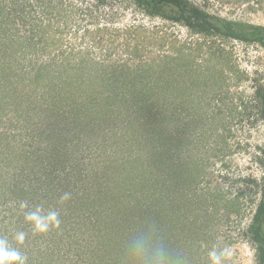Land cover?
<instances>
[{
    "label": "rangeland",
    "instance_id": "1",
    "mask_svg": "<svg viewBox=\"0 0 264 264\" xmlns=\"http://www.w3.org/2000/svg\"><path fill=\"white\" fill-rule=\"evenodd\" d=\"M30 1L34 7L31 13L33 20L46 19L41 14L44 6ZM51 1L58 13L54 9L50 25L63 29V47L67 51L72 48L80 50L85 57L90 52L95 59L104 60V65L110 67L123 63L131 67L133 61L128 60L129 51L124 45L126 36L121 32L134 25L144 29L147 35L159 31V35L173 36L177 40V48L181 47L183 51V59L194 60L192 67L189 64L187 68L195 71L194 76L193 73L191 75L193 78L187 81L188 70L186 78L183 73L173 78L183 88L181 91L184 90L181 100H176V121L169 125L176 126L183 141L182 149L178 150L180 156L175 160L181 163L174 174L178 182L177 193L173 195L172 188L161 182L165 174L158 176L152 168V160L132 142L119 146L114 144L110 130L106 134L109 144L105 148L102 132H98V136H86L83 122L76 127L75 122L66 120V114L60 113L61 108H55L59 100L54 96V89L52 91L44 81L38 82L34 90L35 85H27L26 81L22 85L19 82L12 84V76H15L12 72L18 68L0 57V134L7 133L6 139L10 140L17 155L29 156L28 160L21 159L26 165L25 175H29L31 167L36 168L44 157V170L28 177L32 179L33 189H39L37 194L42 191L56 194L73 191L70 207H67L68 203L63 205L61 227L46 235H33L17 212L13 195L9 196L7 189L13 183L2 185L0 237L7 238L12 246L19 248L28 257V264H100L102 259L85 252L89 244L96 242L94 227L99 222L104 225L103 216L111 217L109 222L119 225H126L128 218V226L131 227L135 218L143 217L145 210L155 206L165 209L161 223L168 229L174 243L188 251L192 264H208L207 251L213 244L229 249L225 264H258L256 245L248 228L256 205L264 201V158L261 154L264 125L257 114L258 101L253 97L255 88L264 84V50L257 45L216 40L215 45L222 43L220 46L224 53L223 58L218 59L205 47L197 51L198 44L203 43L201 35L191 33L180 23L146 16L129 0H109L105 6L96 7L98 10L93 8L92 17L85 16L83 0ZM86 1L93 5V0ZM187 1L224 20L264 26V0ZM56 3L60 4L56 6ZM4 9L11 12V0H4ZM95 28L105 29L102 31L104 40L113 43L95 46L91 36L83 38L85 31H94ZM28 29L29 24L19 26L21 34H28ZM118 31H121L120 35H117ZM94 39L99 41L98 36ZM0 40V43L5 41L2 32ZM166 49L165 45L163 52ZM149 50L143 59H155L159 55L155 48L149 47ZM163 52L160 54H168L167 50ZM105 53H110L111 58L106 60L103 57ZM171 55L176 54L172 52ZM5 73L10 75L9 78ZM68 79L67 76L65 79L62 77L61 81L66 85H59L68 87ZM191 81L194 85L187 90V83ZM43 83L46 87H42ZM64 98L63 104H68L66 96ZM20 100L23 101L22 108L18 106ZM167 105V101H162L154 113H163L160 109L170 106ZM4 106L6 109L1 111ZM47 106L52 115L58 114L59 117L54 118L48 110H42ZM15 110L20 112L19 119ZM129 115H120V118L134 119V115ZM47 117L49 121H45ZM143 121L144 118H140L131 129L136 130ZM114 123H117L114 127L119 125L118 120ZM120 127H117L118 132L115 130L118 134L124 133ZM187 142L189 147H186ZM54 145L59 146L64 157L53 156ZM63 146L67 149L66 154ZM54 159L58 162L54 165L56 168L51 163ZM6 171L7 168L3 167L0 175ZM157 176L160 180L155 188L154 178ZM170 201H174L173 211H167L172 205ZM55 202L49 199V203ZM117 207L118 210H114ZM98 216L100 221L96 220ZM176 217L178 219L175 220ZM261 227L264 233V222ZM21 228L29 231V237L18 244L13 236ZM115 234L118 237L121 231ZM74 243H79L76 248L84 256L77 257L75 251L66 252V247L74 246ZM89 256H92L91 260ZM121 262L125 264V259Z\"/></svg>",
    "mask_w": 264,
    "mask_h": 264
},
{
    "label": "trees",
    "instance_id": "2",
    "mask_svg": "<svg viewBox=\"0 0 264 264\" xmlns=\"http://www.w3.org/2000/svg\"><path fill=\"white\" fill-rule=\"evenodd\" d=\"M34 1L37 5L44 6L41 14L47 17L46 19L35 18L33 20L31 13L34 12V7L31 5L32 1L30 0H11L12 10L10 13H7L4 9V0H0V33H3L5 39L3 43H0V57L4 61L7 60L8 64H15L18 68V71L12 72L17 79L15 81L12 76V84L19 82L22 85L26 81L27 85H35L32 88L34 90L39 85L38 82L44 81L52 91L54 89V96L59 100V102H56L57 106L55 108H61L60 113H62L61 115L66 114V117H64L66 120H70L71 123L75 122L76 127L83 122L86 128L83 131L86 136H98L97 133L102 132V135H100L103 144H106L104 145L105 148L109 144L106 142L108 140L106 134L110 130L112 131V135H114L112 136L113 141H111L114 144L119 146L125 142H132L134 147L139 148L140 152H145L149 160H152V168L156 170L154 172L158 176L162 177L165 174L161 182H165L167 188H172L173 195H175L177 193L178 182L174 174L177 173L176 168L181 164L179 162L176 163L175 160L180 156L178 155V150L182 149L183 141L176 126L169 125L176 121L174 115L177 110L176 100H181V97L184 95V90L181 91L183 88L181 89L177 84L175 76L177 77L179 74L182 76L183 73V76L186 78L188 71H190L187 81L193 78L191 75L193 73L194 76L195 71L187 68L189 64L192 67L194 60L185 58L188 60L186 62L183 59V51L181 47L177 48V40L173 36L159 35V31H153L147 35L144 29L140 30L133 25L124 28L125 31L123 32H117V35H120L121 32L126 36L124 45L127 48L126 51H129L128 60L131 59L133 61V66L128 67L126 63L111 67L110 65H104V60L95 59L90 52H87L85 57L84 52L80 50L76 51L72 48L67 51V48L63 47V29H56L53 25H50L53 11L57 10L54 8V4L50 3L52 2L51 0ZM108 2L109 0H93L92 5L83 0V4H85V16L92 17L93 8L99 9ZM129 2H132L146 16L160 17L175 24L180 23L191 33L201 35L203 43L198 44L197 51L200 52L201 48L205 47L207 52H210L212 56H217L218 59L223 58L224 53L220 46L222 43L215 45L216 40L223 43L230 40L246 45H257L264 50V26L221 19L192 5L187 0H129ZM59 4L56 3L55 5L58 6ZM26 24H29L28 34H21L19 26L22 27ZM103 30L95 28L94 31H85L83 38L91 36L95 46H98V44L110 46L113 42L104 40ZM97 36L99 37V41L94 39ZM165 45L167 46L166 50L168 54L161 55L160 53L164 51ZM149 47L151 49L155 48L158 51L159 55L155 59H143L144 56L150 53ZM172 52L176 55L172 56ZM89 56L92 57L90 58ZM103 57L108 60L111 58V54L105 53ZM22 70L24 71L22 72ZM16 72L22 77H19ZM5 76L9 78L8 76L10 75L5 73ZM29 76H31V80L28 79ZM65 76L69 77L68 87L59 85H66L61 81L62 77L65 79ZM188 83L187 90L191 89L194 85L193 81ZM43 84L42 87H46ZM64 96L68 99V104H63L64 100H66ZM253 97L254 100L258 101L257 114L264 125V84L258 85L255 88ZM162 101L168 102V105H170H167L168 110L164 108L160 109L163 110L161 111L163 113H160V111L159 113H154V110H158L159 107L157 106ZM18 102V106L22 108L23 101L20 100ZM3 109H6V106L1 111ZM30 109V106H28L27 110L30 111ZM42 110H48L49 114L52 115V111H49L51 109L48 106L42 108ZM15 111L17 112L15 114L16 118L19 119L21 116L20 112ZM128 114L134 115V119H129L128 116H126L128 120L120 118V115ZM52 116L54 118L59 117L58 114ZM48 117L45 121L50 120ZM140 118H144V121L142 124H138L139 126H137L136 130H132L134 122ZM109 120L110 122L106 124ZM115 120H118V126L121 125L120 128L124 133H117L119 129L117 128L118 126L114 127L117 124L114 123ZM112 129L114 131L117 130V132H114ZM137 132L140 133V136L137 135ZM6 136H8L6 132L0 134V171H3V167L7 168V171L0 175V189L2 185L11 182L13 183L12 187L7 190L9 196L13 195V199L16 200L27 195L35 198L38 195L39 189H33L30 183L32 179L28 177L32 174L34 176V173L44 170L42 165L45 162L43 161L44 157L40 159L41 163L36 168L34 166L31 167L29 175H25L23 172L26 165L24 162H21V159L25 158L28 160L29 156L26 157L24 155L20 157L17 155L11 146L10 140L7 141ZM136 136L138 137L135 139ZM189 145L190 143L187 142L186 147H189ZM63 147L66 154L67 149L65 146ZM54 151V157L56 155L57 158L64 157L58 145H54ZM261 154L262 158H264V149L261 151ZM51 163L56 168L54 165H57L58 162H55L54 159ZM158 176L154 178L155 188L160 180ZM21 177L25 178L19 180ZM25 187L31 191L25 192ZM45 193L48 195V199L56 200V193L49 191H45ZM4 196L8 197L7 193L4 192ZM112 199H115V196ZM173 202L170 201L172 205L167 211H173L175 208L173 207ZM67 203V207H70L71 200ZM118 207L114 210H118ZM71 211L73 213L74 210L72 209ZM164 211L165 209H157L154 206L145 210L144 215H152L161 222ZM98 215L100 216L101 213H98ZM99 216L96 220L100 221ZM103 219L107 225L105 223L102 225V222H99L100 224L94 227L93 232L96 242L94 244H87L88 247L85 253L88 255L94 253L96 257L102 259L100 260V264H119V262L122 264V259H125L123 241L130 228L128 226L129 219L127 218L126 225L111 224L109 222L111 217L109 216H103ZM176 219L178 218L176 217ZM112 221L114 222L113 219ZM263 222L264 201L261 200L256 205L251 224L248 228L252 242L256 245L258 264H264V233L261 230ZM120 231L121 234L117 237L115 233H120ZM112 238L113 240H111ZM78 244L74 243V246L68 245L66 252L75 251L77 257L84 256V253L79 248H76ZM50 255H53V252ZM89 258L91 260L92 256H89Z\"/></svg>",
    "mask_w": 264,
    "mask_h": 264
},
{
    "label": "clouds",
    "instance_id": "3",
    "mask_svg": "<svg viewBox=\"0 0 264 264\" xmlns=\"http://www.w3.org/2000/svg\"><path fill=\"white\" fill-rule=\"evenodd\" d=\"M25 192L31 190L24 188ZM73 198V191H62L55 203L41 192L35 198L27 195L14 201L17 212L33 235H46L58 230L62 224L63 205ZM29 237V231L17 229L13 239L19 244ZM125 264H192L188 251L174 243L168 229L156 217L146 215L135 218L123 242ZM229 255L227 247L213 244L207 251L208 264H225ZM0 264H28V257L0 237Z\"/></svg>",
    "mask_w": 264,
    "mask_h": 264
}]
</instances>
